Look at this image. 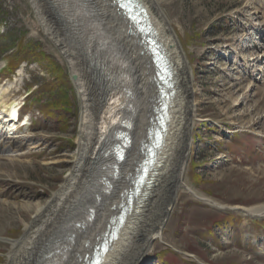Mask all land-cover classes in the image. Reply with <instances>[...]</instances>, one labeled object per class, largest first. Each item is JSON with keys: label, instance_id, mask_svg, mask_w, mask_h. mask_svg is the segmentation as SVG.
Masks as SVG:
<instances>
[{"label": "rangeland", "instance_id": "rangeland-1", "mask_svg": "<svg viewBox=\"0 0 264 264\" xmlns=\"http://www.w3.org/2000/svg\"><path fill=\"white\" fill-rule=\"evenodd\" d=\"M55 1L82 18L73 0ZM248 1L160 0L197 90L184 179L227 206L264 204V79L236 64L239 54L261 53L255 43L264 42L258 39L264 2L255 15ZM249 80L254 93L246 91ZM8 84L7 101H25L31 118L15 136L0 138V264L31 224L33 210L22 204L46 203L62 187L80 137L81 101L68 64L38 25L30 0H0V88ZM171 205L164 240L155 238L136 264H264V218L225 211L186 189ZM49 238H42L40 254Z\"/></svg>", "mask_w": 264, "mask_h": 264}, {"label": "bare ground", "instance_id": "bare-ground-1", "mask_svg": "<svg viewBox=\"0 0 264 264\" xmlns=\"http://www.w3.org/2000/svg\"><path fill=\"white\" fill-rule=\"evenodd\" d=\"M73 1L81 19H74L75 12L70 7L63 11L55 0H30L38 25L68 64L81 101L80 137L62 187L46 203L22 204L33 210L32 221L22 238L11 243L7 264H83L84 257L92 253L111 228L110 217L118 216L119 205L115 201L119 199L120 204L129 191L136 169L144 159L142 148L148 143L161 107L156 68L112 0ZM141 1L169 54L175 75V96L169 107L164 146L148 176V185L102 264H136L155 238L164 240L165 217L183 189L216 207L264 218V204L227 206L198 194L184 179L197 111L194 72L160 0ZM253 1L255 5L251 6L257 15L264 0ZM258 39L264 41V36ZM256 45H261V53L239 54L236 64L246 73L264 79V65L258 66L264 64V42ZM22 73L23 68L19 77ZM245 87L247 92L254 93L256 84L249 80ZM9 88L10 84L0 88V138L6 139L15 136L30 118L27 115L24 122L17 121L21 103L7 101ZM119 135L130 142L120 151V158L115 154ZM46 235L49 242L44 247L45 254H40V243ZM263 249L260 247V251Z\"/></svg>", "mask_w": 264, "mask_h": 264}, {"label": "water", "instance_id": "water-1", "mask_svg": "<svg viewBox=\"0 0 264 264\" xmlns=\"http://www.w3.org/2000/svg\"><path fill=\"white\" fill-rule=\"evenodd\" d=\"M113 5H115L118 13L124 17L130 26L132 27V35L137 36V40L142 43L143 49L145 50V54L150 58L153 65L156 68V72L158 78L161 83H163L164 88V98L160 100V105L165 106L166 101L168 100L169 87L167 86V71L171 68V62L169 59V54L163 44V41L159 35L157 28L155 27L151 16L147 10V8L142 4L139 0L138 3L140 7L136 8L137 12V21L138 23H132L129 19L128 13L125 9L119 7L117 0H112ZM157 121L155 125V129L150 137L149 144H147L144 148V160L142 164L139 166L136 174L134 175L133 180L130 183L129 191L122 197L121 205L118 207L119 214H128L139 198L142 197V192L145 187L148 185L147 175L149 173V154L152 152L151 157L153 156L154 164L157 160V154L153 155L156 152V146H154L155 141V133L159 129V122L162 116V110L160 109L157 113ZM157 129V130H156ZM118 146L115 149V154L118 158L121 156L120 151L124 150L126 147V138L124 136L119 135L118 137ZM144 173V177L141 180V175ZM141 180V181H140ZM230 210V209H229ZM119 217H116L112 220V225H116L118 223Z\"/></svg>", "mask_w": 264, "mask_h": 264}, {"label": "snow or ice", "instance_id": "snow-or-ice-1", "mask_svg": "<svg viewBox=\"0 0 264 264\" xmlns=\"http://www.w3.org/2000/svg\"><path fill=\"white\" fill-rule=\"evenodd\" d=\"M117 3L120 8L125 9L133 23H138L137 15L135 14L136 8L140 7L138 0H117ZM97 264H99V261H97Z\"/></svg>", "mask_w": 264, "mask_h": 264}, {"label": "trees", "instance_id": "trees-1", "mask_svg": "<svg viewBox=\"0 0 264 264\" xmlns=\"http://www.w3.org/2000/svg\"><path fill=\"white\" fill-rule=\"evenodd\" d=\"M9 65H10V63H9ZM65 104V103H64Z\"/></svg>", "mask_w": 264, "mask_h": 264}]
</instances>
